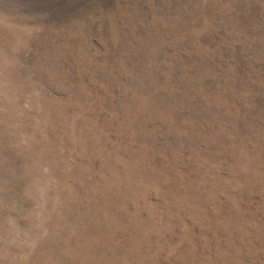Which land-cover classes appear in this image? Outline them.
Returning a JSON list of instances; mask_svg holds the SVG:
<instances>
[{
  "label": "rangeland",
  "instance_id": "obj_1",
  "mask_svg": "<svg viewBox=\"0 0 264 264\" xmlns=\"http://www.w3.org/2000/svg\"><path fill=\"white\" fill-rule=\"evenodd\" d=\"M0 264H264V0H0Z\"/></svg>",
  "mask_w": 264,
  "mask_h": 264
}]
</instances>
